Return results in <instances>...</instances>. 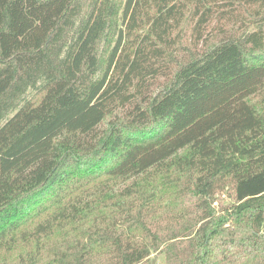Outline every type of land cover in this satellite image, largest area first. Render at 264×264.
I'll list each match as a JSON object with an SVG mask.
<instances>
[{
	"label": "trees",
	"instance_id": "obj_1",
	"mask_svg": "<svg viewBox=\"0 0 264 264\" xmlns=\"http://www.w3.org/2000/svg\"><path fill=\"white\" fill-rule=\"evenodd\" d=\"M218 1L0 0V264H264V0ZM189 13L256 28L147 95Z\"/></svg>",
	"mask_w": 264,
	"mask_h": 264
},
{
	"label": "rangeland",
	"instance_id": "obj_2",
	"mask_svg": "<svg viewBox=\"0 0 264 264\" xmlns=\"http://www.w3.org/2000/svg\"><path fill=\"white\" fill-rule=\"evenodd\" d=\"M219 4H223L220 0L218 1ZM227 8H221L219 10L223 11ZM231 12V11H230ZM225 15L228 12H223ZM252 19V20H250ZM232 21L227 24L226 21L222 20V17H220V14L215 15L210 21L203 27L197 28V16H193V13H189L183 24L181 25L178 30L175 31L173 35V48L172 51L176 53V58H172L171 62L166 64V72L161 74V76H158L156 79L151 80L149 87L146 90V94H156L161 89H163L166 84H168L170 73L172 71V68L175 69L177 66L174 63H182L187 61L188 59H191L193 56H198L202 52H205L206 50L212 48L217 43L227 39L231 34L235 35H241L243 31L246 28H249L250 31L254 30L256 28L255 22L257 21L256 15L253 13L251 15H247L242 17L239 21L232 18ZM121 28H123L122 25H119ZM143 32H137V35L144 34ZM125 35H128V33L125 31ZM137 37V36H136ZM127 38H129L127 36ZM133 37L132 39H134ZM117 39V35L108 38L104 41V43L100 46V52L104 53V56H107L110 51L114 48L115 42ZM132 41V40H131ZM127 45V43H126ZM175 61V62H174ZM174 66V67H173ZM254 105L262 111L264 108V89L262 91V95L254 99ZM130 108V107H129ZM129 111L128 106L127 108H118L108 116L105 120V122L98 128L97 134L100 136H105L110 132L111 126H113L116 123H120L123 120H125V113ZM164 189V190H162ZM162 190V191H161ZM158 193H163L161 195L162 201H167L165 204H168L166 207L171 208L175 210H181L184 208H191L193 206L191 200H190V190L184 189H172L171 187L168 188H160ZM166 193V194H165ZM169 193V194H168ZM170 193H176V194H170ZM216 193H219L217 196V201L213 204V207H216L217 209L219 207L225 206L227 204H230L233 202V199L231 197L233 193L232 185L231 183L224 184V187L219 188ZM168 195L171 197V195L176 198V200L168 199Z\"/></svg>",
	"mask_w": 264,
	"mask_h": 264
},
{
	"label": "built area",
	"instance_id": "obj_3",
	"mask_svg": "<svg viewBox=\"0 0 264 264\" xmlns=\"http://www.w3.org/2000/svg\"><path fill=\"white\" fill-rule=\"evenodd\" d=\"M215 204H217V203H215Z\"/></svg>",
	"mask_w": 264,
	"mask_h": 264
}]
</instances>
